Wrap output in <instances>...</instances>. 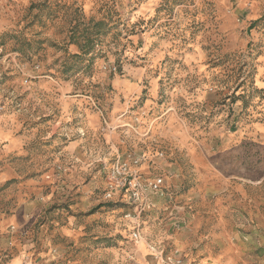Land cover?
<instances>
[{"label":"rangeland","instance_id":"obj_1","mask_svg":"<svg viewBox=\"0 0 264 264\" xmlns=\"http://www.w3.org/2000/svg\"><path fill=\"white\" fill-rule=\"evenodd\" d=\"M0 264H264V0H0Z\"/></svg>","mask_w":264,"mask_h":264},{"label":"built area","instance_id":"obj_2","mask_svg":"<svg viewBox=\"0 0 264 264\" xmlns=\"http://www.w3.org/2000/svg\"><path fill=\"white\" fill-rule=\"evenodd\" d=\"M115 174L118 176H125L124 178V184H126V181H128V186L131 191L132 197L137 199L138 197V187L139 184L135 181L134 177H132L130 180L127 177H131L132 174L127 171V168L125 167V164H117L114 170ZM161 180L158 181H152L148 183V188L150 189H157ZM136 236V234H135Z\"/></svg>","mask_w":264,"mask_h":264}]
</instances>
